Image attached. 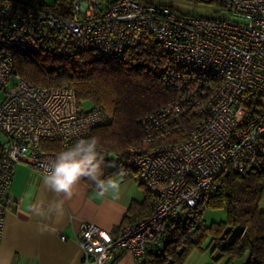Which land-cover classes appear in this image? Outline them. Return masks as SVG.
Here are the masks:
<instances>
[{
	"label": "built area",
	"instance_id": "obj_1",
	"mask_svg": "<svg viewBox=\"0 0 264 264\" xmlns=\"http://www.w3.org/2000/svg\"><path fill=\"white\" fill-rule=\"evenodd\" d=\"M184 1L216 14L154 0H0V238L15 166L44 175L56 154L43 153L42 141L67 147L109 122L70 86L29 84L14 70L16 54L122 57L152 38L169 56L163 81L172 97L140 120L141 143L122 163L150 192L151 212L115 236L84 223L76 240L85 264L120 252L144 264L165 246L170 224L206 208L221 174L264 172V0Z\"/></svg>",
	"mask_w": 264,
	"mask_h": 264
},
{
	"label": "trees",
	"instance_id": "obj_2",
	"mask_svg": "<svg viewBox=\"0 0 264 264\" xmlns=\"http://www.w3.org/2000/svg\"><path fill=\"white\" fill-rule=\"evenodd\" d=\"M168 64L167 52L152 38L143 39L122 57L95 51L72 57L49 53L14 56L15 72L29 84L70 86L80 105L100 107L107 113L109 122L93 128L84 138L99 140L104 180L122 172L127 149L141 143L140 120L172 97L173 91L163 81ZM67 147L58 141L41 142L43 153L58 154ZM84 181L96 189L91 181ZM217 181V191L206 208L223 209L226 220L201 227L198 224L206 208L197 205L188 209L186 220L169 225L166 245L158 253L148 254L144 264H184L193 250L207 249L216 262L264 264V172H227ZM150 212V192L145 188L143 201L130 204L123 223L134 224Z\"/></svg>",
	"mask_w": 264,
	"mask_h": 264
},
{
	"label": "crops",
	"instance_id": "obj_3",
	"mask_svg": "<svg viewBox=\"0 0 264 264\" xmlns=\"http://www.w3.org/2000/svg\"><path fill=\"white\" fill-rule=\"evenodd\" d=\"M43 176L24 163L15 166L6 195L7 214L0 238V264H85L83 250L76 240L82 225L89 222L115 236L127 224L123 219L130 204L141 202L145 197L141 178L127 169L112 177L120 182L118 194L109 192L100 197L97 189L82 179L75 187L73 197L65 201L64 215L59 223L43 221L49 223L54 231L41 233L37 231L41 218L29 211L30 205L37 200L49 202L59 199L44 186ZM61 235H65V239ZM105 264H134V260L130 253L120 252L113 261ZM184 264L224 262L214 261L210 252L203 250L199 254L191 252ZM235 264H245V261Z\"/></svg>",
	"mask_w": 264,
	"mask_h": 264
},
{
	"label": "clouds",
	"instance_id": "obj_4",
	"mask_svg": "<svg viewBox=\"0 0 264 264\" xmlns=\"http://www.w3.org/2000/svg\"><path fill=\"white\" fill-rule=\"evenodd\" d=\"M98 147L99 140L95 136L78 139L59 152L50 166H46L43 184L59 199L49 202L37 200L30 205L29 211L42 221L37 225V231L41 233L54 231L49 223L43 221L52 220L53 223H59L64 215L65 201L73 197L74 189L82 179L91 181L100 197L106 196L109 192L116 194L120 192L119 181L112 178L101 179L103 157Z\"/></svg>",
	"mask_w": 264,
	"mask_h": 264
},
{
	"label": "rangeland",
	"instance_id": "obj_5",
	"mask_svg": "<svg viewBox=\"0 0 264 264\" xmlns=\"http://www.w3.org/2000/svg\"><path fill=\"white\" fill-rule=\"evenodd\" d=\"M155 2H168L174 7H184L190 11H192L194 14L199 16H212L216 14V7L211 5H197L194 6V4L189 3L184 0H154ZM195 9V11H194ZM3 94L0 93V100L2 99ZM86 106V105H85ZM84 106V107H85ZM2 138L0 134V139ZM112 159H116V156L114 154L111 155ZM202 220L204 221V224L206 226L210 225L211 223L221 222L226 220V213L223 209H214V208H206L202 215ZM206 244H204V247H206ZM203 251V250H202ZM206 251H210V249H207ZM194 254H199L201 252L200 250H193ZM191 254V253H190ZM193 256V255H192Z\"/></svg>",
	"mask_w": 264,
	"mask_h": 264
}]
</instances>
